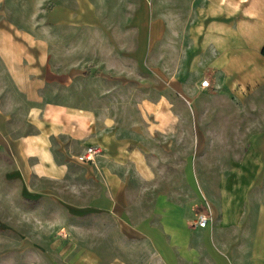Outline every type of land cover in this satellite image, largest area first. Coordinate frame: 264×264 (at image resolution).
<instances>
[{"label": "crops", "instance_id": "obj_1", "mask_svg": "<svg viewBox=\"0 0 264 264\" xmlns=\"http://www.w3.org/2000/svg\"><path fill=\"white\" fill-rule=\"evenodd\" d=\"M134 1L112 23L93 0H35L17 20L14 0H0V149L34 196L25 200L61 228L63 206L102 212L103 236L119 239L99 261L23 236L14 249L27 259L2 264H264V127L228 171L196 186L190 154L176 151L189 120L175 110L184 92L224 82L238 95L264 83V0H188L174 11L181 26ZM90 145L102 153L80 162ZM54 190L86 199L69 203ZM196 203L205 227L189 223ZM128 238L136 245L123 246Z\"/></svg>", "mask_w": 264, "mask_h": 264}, {"label": "rangeland", "instance_id": "obj_2", "mask_svg": "<svg viewBox=\"0 0 264 264\" xmlns=\"http://www.w3.org/2000/svg\"><path fill=\"white\" fill-rule=\"evenodd\" d=\"M187 1L147 0V5H150L151 14L156 15L158 9L162 13L160 17L176 18L175 24L181 26L184 21L177 19L181 15L174 11L181 12ZM34 2L35 0H14V13L11 16L16 20L26 16ZM93 2L103 17L108 18L112 23L122 22L123 10L130 8L126 0H93ZM195 17L196 15L193 14L191 18ZM5 80L6 78L0 79V84ZM189 80H186V83L189 84ZM201 81L202 75L199 83ZM184 95L187 101L184 97L175 95L176 116L181 120H189L188 125L179 127L178 134L184 135V138L176 142V151L184 150L185 161L187 153L190 154L191 181L196 186L202 182L203 187L214 183L219 173L228 171L232 161L239 160V156L248 148V136L263 129L264 83L238 95H230L228 84L224 82L215 89L214 93L199 88L191 95L185 92ZM231 121H238V124L232 126ZM249 122L253 125H247ZM226 123L228 125H225ZM177 178L179 179L178 175L176 180ZM36 184H39V181ZM82 192L84 190H75L74 194L70 195L68 190H54L53 196L66 198L67 202L71 203L83 198L85 200L86 193L83 196ZM198 192V188L192 189L191 195H197ZM29 197L34 196L23 189L22 180L15 172L12 159L0 149V264L27 259L28 254L14 249L24 243L23 236L29 238L32 246L58 247L63 249V252L73 247L78 253L77 256L83 259L93 256L99 261H108L114 256L108 252V248L118 246L119 239L116 237L108 239L103 236L101 223L106 215L102 212H84L81 207L75 205L63 206L69 221L61 228L56 221L45 220L49 214L45 215L46 211H43V207L28 204L25 199ZM35 199H38V196ZM50 208L53 209V206ZM199 213H207L206 208L197 203L190 207V225H194L193 219ZM105 223L115 228L113 222ZM95 225H99V230ZM68 230H73V236ZM122 245L131 247L136 245V241L128 238L122 240Z\"/></svg>", "mask_w": 264, "mask_h": 264}, {"label": "built area", "instance_id": "obj_3", "mask_svg": "<svg viewBox=\"0 0 264 264\" xmlns=\"http://www.w3.org/2000/svg\"><path fill=\"white\" fill-rule=\"evenodd\" d=\"M210 85L209 81L207 79H203L200 82V87H208ZM102 153V148L96 145H90L87 146L83 153L77 156V159L80 162H89L93 161L94 158ZM208 221V215L206 213H199L196 216V219L194 221V225L198 227H205L207 225Z\"/></svg>", "mask_w": 264, "mask_h": 264}, {"label": "trees", "instance_id": "obj_4", "mask_svg": "<svg viewBox=\"0 0 264 264\" xmlns=\"http://www.w3.org/2000/svg\"><path fill=\"white\" fill-rule=\"evenodd\" d=\"M261 54L264 56V44L262 45V48H261Z\"/></svg>", "mask_w": 264, "mask_h": 264}]
</instances>
